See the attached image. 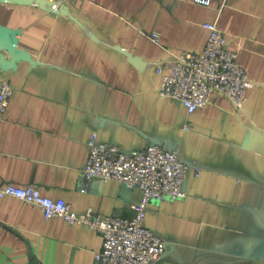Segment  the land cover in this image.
<instances>
[{
	"label": "crops",
	"instance_id": "1",
	"mask_svg": "<svg viewBox=\"0 0 264 264\" xmlns=\"http://www.w3.org/2000/svg\"><path fill=\"white\" fill-rule=\"evenodd\" d=\"M54 1V0H46ZM216 24L249 88L240 109L217 92L188 115L158 89L173 57L200 55ZM1 43L19 30L20 61L0 75L12 96L0 122V188L35 186L76 214L130 220L141 191L94 180L82 194L88 141L123 154L175 150L187 197L146 207L144 226L166 245L158 264L264 261V0H83L55 15L29 0L0 1ZM159 34L158 44L148 36ZM6 58L7 55H6ZM102 234L12 198L0 199V264H96Z\"/></svg>",
	"mask_w": 264,
	"mask_h": 264
},
{
	"label": "built area",
	"instance_id": "2",
	"mask_svg": "<svg viewBox=\"0 0 264 264\" xmlns=\"http://www.w3.org/2000/svg\"><path fill=\"white\" fill-rule=\"evenodd\" d=\"M43 1L46 3L44 8L59 15L62 7L68 11L69 7L83 0ZM211 2L193 0L194 5L202 8H209ZM203 28L208 32V39L202 53H182L173 57L168 73L161 80L158 94L180 102L188 115L206 107L213 92L224 96L240 109L243 93L249 88L248 76L239 65L238 55L228 49L226 36L217 25L205 24ZM159 37L156 33L148 36L155 44H158ZM17 50L21 51L18 44ZM0 53L6 60L10 59L6 51ZM11 96L10 84L0 75V122ZM88 148L87 162L81 171L80 193H86V182L94 180L115 182L125 188H121V192L126 195L138 189L142 196L140 203L134 207L132 219L100 218L92 210L76 214L63 200L42 197L35 186H3L0 188V199L12 198L35 207L45 220L59 218L69 225L100 232L103 242L100 251L95 254L96 264H158L167 245L144 226L146 207L163 200L185 199L187 174L192 170L194 177L198 178L200 169L183 163L175 150L167 151L155 145H148L140 152L123 154L111 145L97 144L93 135L88 141Z\"/></svg>",
	"mask_w": 264,
	"mask_h": 264
},
{
	"label": "water",
	"instance_id": "3",
	"mask_svg": "<svg viewBox=\"0 0 264 264\" xmlns=\"http://www.w3.org/2000/svg\"><path fill=\"white\" fill-rule=\"evenodd\" d=\"M2 3H7L10 0H0ZM29 4H36L38 5L40 8L45 9V2L43 0H29ZM60 15H67V9L65 7H62L59 11ZM5 30H2L0 28V35L2 32H4ZM10 37V41L8 43H1L0 42V52L2 51H6L9 55H10V59L6 60L3 55L0 53V71L1 72H6L9 70H15L17 64L20 61H26L29 62L31 64H35V62H33V60L31 59V56L28 55L25 52H21L19 50H17V44H18V36L20 35V31L16 30H9L6 31ZM122 189H125L124 187H121ZM257 264H264V261L259 262Z\"/></svg>",
	"mask_w": 264,
	"mask_h": 264
}]
</instances>
